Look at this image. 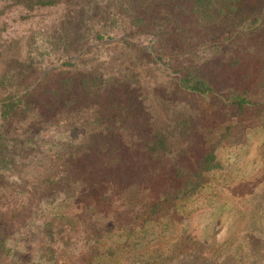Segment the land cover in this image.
<instances>
[{"label":"rangeland","instance_id":"374dc122","mask_svg":"<svg viewBox=\"0 0 264 264\" xmlns=\"http://www.w3.org/2000/svg\"><path fill=\"white\" fill-rule=\"evenodd\" d=\"M118 1L57 0L30 8L0 0V101L16 83L1 78L9 72L26 73L22 83L32 89L48 85L43 82L48 73L53 78L62 72L129 70L136 85L113 97L117 106H128L131 121L122 126L117 109L101 118L113 121L120 132L144 134L151 125L191 116L208 145L222 139L216 150L220 168L208 174L206 187L175 217L146 232L134 230L130 244L113 250L103 264H264V0H244L235 19L220 25L201 29L194 24L168 35L170 51L178 49L181 56L174 62L157 58L155 65H148L147 58L139 61L144 55L132 47L149 48L155 31L135 28L129 18L137 14L154 25L172 11L174 15L176 3L141 0L129 10L116 8ZM175 20L197 23L188 16L172 23ZM190 67L210 79L213 96L178 92L177 78ZM248 88L259 95L244 114L223 102L231 89ZM111 98H101L100 105L112 103ZM30 115L17 116L6 131L8 159L0 148V239L10 249L9 255L0 251V264H74L84 259L88 248L71 240L62 225L66 208L54 209L60 191L49 188L62 171L58 165L68 135L60 128L57 132L63 134L35 139L39 144L33 148H28L30 142L16 147ZM2 125L0 119V131ZM200 143L198 151L203 149ZM56 216L61 226L53 233L55 245L49 247V226Z\"/></svg>","mask_w":264,"mask_h":264},{"label":"trees","instance_id":"16d2710c","mask_svg":"<svg viewBox=\"0 0 264 264\" xmlns=\"http://www.w3.org/2000/svg\"><path fill=\"white\" fill-rule=\"evenodd\" d=\"M4 1L30 8L57 2ZM140 1L119 0L116 8L134 9L141 5ZM243 1L166 0V3L175 2L179 6L175 4L174 15L172 11L167 14V19L163 17V21L154 25H148L141 21L140 15L132 14L128 24L139 29L152 27L155 31L150 50L148 46L133 44L132 47L144 55L138 56V60L147 58L148 65H155L157 58L174 62L181 55L178 49L170 51L168 35L192 29L194 24L202 29L220 25L228 18L235 19L233 17L237 16ZM179 16L196 19L197 23L178 20L172 23ZM142 65L139 70H144ZM261 68H264V60ZM184 70L175 84L178 92L199 97L213 96L215 88L206 75L191 70V67ZM128 71H91L85 75L62 72L53 78L48 73L43 82L50 83L32 89L22 83L26 73L15 72L12 75L9 72L1 77L16 82L0 101V119L3 120L0 148L4 159H8L5 138L9 133L6 131L13 126L17 116L31 113V117L26 118L29 123L19 131L21 144L16 147L24 148L26 142H30L28 148H33L39 144L34 143L36 140H51L54 135L63 134L57 132L60 128L68 135L67 151L61 158L62 164L58 165L62 171L54 176L49 188L60 191L62 197L55 199L54 209L66 208L62 225L71 233V240L88 248L84 259L74 264H103L107 257H112L113 250L118 251L130 244L134 230L146 232L149 227H161L165 219L169 221L175 217L206 187L208 174L220 168L216 150L222 139L208 145V137L202 134L200 125L191 116L174 119L164 125H151L144 134L139 131L127 133L126 129L120 132L113 121L101 118L102 113L115 114L117 109L121 111L122 126L131 121L128 106H117L113 97L117 92L125 93L124 90L136 85ZM253 94L250 88L231 89L222 96V100L239 114H244L259 95ZM110 97L112 103L100 105L101 98L105 101ZM199 142H202L199 146L203 148L201 151L197 150ZM57 217L49 226V247L55 245L53 233L61 226ZM61 240L65 242L64 236ZM0 251L5 255L10 253L1 239Z\"/></svg>","mask_w":264,"mask_h":264}]
</instances>
